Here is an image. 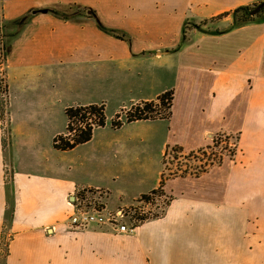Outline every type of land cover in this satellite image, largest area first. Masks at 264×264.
Masks as SVG:
<instances>
[{
    "label": "crops",
    "instance_id": "obj_1",
    "mask_svg": "<svg viewBox=\"0 0 264 264\" xmlns=\"http://www.w3.org/2000/svg\"><path fill=\"white\" fill-rule=\"evenodd\" d=\"M170 15L164 0H0V264H264V17L213 36L170 75ZM171 89L170 120L112 128L116 113ZM91 104L106 105L107 125L57 150L66 108ZM218 134L239 137L237 154L198 178H168L164 213L132 235L69 229L81 190L130 206L169 175L171 147L195 151Z\"/></svg>",
    "mask_w": 264,
    "mask_h": 264
},
{
    "label": "trees",
    "instance_id": "obj_2",
    "mask_svg": "<svg viewBox=\"0 0 264 264\" xmlns=\"http://www.w3.org/2000/svg\"><path fill=\"white\" fill-rule=\"evenodd\" d=\"M261 4V3H260ZM257 6L256 3L253 4ZM259 5V4H258ZM249 9L239 8L234 11L237 14L240 10ZM256 17H261L264 12V6L260 8ZM231 15L230 12H225L218 15L217 19L227 18ZM243 22H253L254 19L246 18L240 19ZM2 53H0V94L8 95V86L6 83V74L3 69L4 58V45L2 39L0 40ZM3 54V56H2ZM2 98V97H1ZM0 98V111L1 118L4 125L7 122L8 117V100L3 101ZM175 99V91L173 89L168 90L152 101H141L133 104L128 109H123L116 113L112 119L111 126L113 129H120L125 124L137 122V121H149V120H170L172 118V108ZM105 104H91V105H76L66 108V116L68 119L67 132L65 134L57 136L53 143L54 147L60 151H71L77 146L90 142L93 138L94 131L97 128L105 127L107 125V113ZM225 138V139H224ZM235 138L232 135L218 134L214 137V145L200 148L195 151L187 152L180 146L171 147L173 152L174 161L179 158L186 160H193V164H187L185 169L180 166L172 169L169 175L163 174L158 189L152 190L148 194L141 196L144 201H151L155 196L164 194V188L168 178L178 177H200L207 173L215 166L222 165L224 158L234 157L237 150H234L231 154H225L224 149L219 150L220 145L223 142L229 144L230 141ZM7 139H4V145H6Z\"/></svg>",
    "mask_w": 264,
    "mask_h": 264
},
{
    "label": "rangeland",
    "instance_id": "obj_3",
    "mask_svg": "<svg viewBox=\"0 0 264 264\" xmlns=\"http://www.w3.org/2000/svg\"><path fill=\"white\" fill-rule=\"evenodd\" d=\"M164 1H166V4L171 7L172 15L170 16L174 17V20L172 21L173 25L171 26L170 29H166L168 36L171 38V44L169 46H166V51L171 53V56L169 54L161 56L167 62L166 70L167 73H170V75H172L171 73H173L176 64L179 63L180 61L185 60L183 59V57L194 55L195 53H203L206 50L207 52H209L211 50V38L213 36L217 37V35L225 34L228 28L232 27L233 24L235 26H238L241 24L248 23V22H243L240 19L253 17L254 21H256L264 17V12L261 17H256L258 12L261 10L260 8L264 6V3L262 4L256 3L257 6L250 4L248 5L249 9L240 10L237 14H235L234 13L235 10L239 8H246L248 6L232 7L230 10L227 11L224 10L222 6H215L210 4L203 5L202 3H198L196 0H164ZM156 3L157 5H161V3H159L158 1H156ZM61 6L64 8L69 7L66 5H61ZM224 12H230L231 15L223 19L216 18L218 15ZM175 13L177 17H180V19L177 20L178 23L176 25L177 26L176 28H175V20L177 17L175 16ZM0 53H2L1 44H0ZM0 98L3 101H5L7 99V96L6 94L3 95L0 94ZM107 118H109L108 114H107ZM6 124L5 126L7 130ZM234 137L235 138H233L229 144L223 142L222 145H220L219 150H222L225 147H227L226 149H224L225 154H231L234 150L238 151V145L240 139L238 136H234ZM211 145L212 146L214 145V141ZM237 151L235 155L237 154ZM169 153L170 154H168L166 158V161L169 164L168 174L171 173L172 169L175 170L176 167L180 166L182 169H185V166L187 164L194 163L193 160H186L184 158H179L178 160L174 161L173 152L171 151V149ZM154 199L155 198L147 202L142 200L141 197H139L138 199L133 201V203H131L130 206H114V207L109 205V199H107L105 206L110 209L129 207L132 210L136 209L138 213H140V211L149 212V215L147 216L148 219L146 220L148 221L150 219L156 218V216L160 217L164 213L165 208L170 203V199L165 195V193L158 198V201L156 200L154 202ZM146 221L141 223L138 227L143 225ZM71 230L80 231L74 229ZM88 230L100 231L95 228H90ZM100 232L107 235L108 237H116V236L128 237L129 235H132V233H134L132 232L127 235H117L112 233H106L104 231H100ZM108 244L110 243L108 242Z\"/></svg>",
    "mask_w": 264,
    "mask_h": 264
},
{
    "label": "built area",
    "instance_id": "obj_4",
    "mask_svg": "<svg viewBox=\"0 0 264 264\" xmlns=\"http://www.w3.org/2000/svg\"><path fill=\"white\" fill-rule=\"evenodd\" d=\"M7 180L10 175L7 174ZM108 193L101 189H83L70 202L73 212L69 216L68 227L74 230L87 231L95 228L106 233L127 235L148 219L149 212L138 211L129 207L110 209L105 206ZM155 196L154 202L161 197ZM158 216H156L157 218ZM139 223V224H138Z\"/></svg>",
    "mask_w": 264,
    "mask_h": 264
}]
</instances>
